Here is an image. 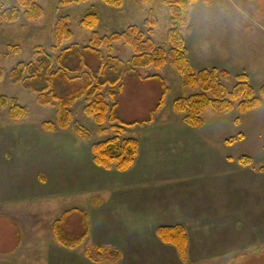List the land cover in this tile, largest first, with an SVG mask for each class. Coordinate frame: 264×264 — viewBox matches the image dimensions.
<instances>
[{
  "label": "rangeland",
  "instance_id": "1",
  "mask_svg": "<svg viewBox=\"0 0 264 264\" xmlns=\"http://www.w3.org/2000/svg\"><path fill=\"white\" fill-rule=\"evenodd\" d=\"M38 2L44 13L39 18L30 19L24 14L25 8L19 5L18 0H1L2 10L16 6L21 9L22 14L14 21L0 19V63L4 69V76L0 79V93L16 98L21 105L28 108V115L22 119H13L10 107L0 106V161L3 156L6 161H13L4 162L11 166L5 173H1L4 167L0 166V202L18 199L25 193L31 194L30 192L35 191V184L29 185L28 179L38 170H54L57 175L53 182L48 181L45 184L39 179L42 183L40 188L45 193L56 192L57 189L62 193L46 199L44 203L51 207L85 209L94 204L97 198L92 196L85 201L82 190L99 186L101 181L107 179L93 169L91 147L96 142L116 135L115 129L110 122H106L102 127L107 130L100 132L101 126L85 113L87 102L82 98L72 108L74 121L70 127L56 131L44 130L45 121L56 119V107L40 104L37 93L24 83L14 82L9 73L18 63L32 61L35 51L40 47L52 55L55 66L59 67L57 57L60 50L78 45L83 51L89 45L94 32L105 36L125 31L131 25H137L147 32L144 21L151 10H155L160 18V23L151 37L157 45L166 44L169 49L165 36L169 29L170 10L164 0H124L121 8L110 6L103 0H86L67 5H63L61 0ZM90 9L96 10L99 15V21L93 28L81 24V19ZM66 15L70 17L69 25L73 36L64 41L59 50H53L56 45V24L61 16ZM189 26H192V30L184 29L183 32L195 71L204 68L228 71L231 78L223 82L230 89L237 83L236 76L245 74L256 93H259L264 85V0H214L211 5L197 2L191 8ZM112 50V55L124 61L134 55L133 48L122 40L114 42ZM81 51L79 53L82 63L89 61L90 65L98 67L100 59L96 54ZM101 52L107 57V46H103ZM82 66L89 70L84 63ZM117 69L122 71V68ZM153 75L161 76L170 88L159 113H154L153 110L162 92L160 80L140 78ZM182 81V75L168 63L161 68L150 66L139 68L137 73L124 74L121 92L120 84L106 85L103 92L111 105L118 102V113L124 121L145 120L153 116L162 125L167 121L181 120V117L183 121V115L174 111L173 102L180 96L197 92L184 86ZM113 91L118 93L117 97L113 96ZM237 104L238 102L229 112L220 113L210 108L203 113L204 124L198 127L199 130H196L198 132L193 137L184 139L182 152L185 159L192 156L200 158L199 164L208 162L211 165H220L225 161L224 157L229 155L228 158L233 157L241 164L239 158L245 155L252 159L251 163L241 165L264 170V100L259 107L248 112L240 111ZM76 125L85 127L89 137H80ZM145 127L146 124L126 126L120 137L143 139L152 131ZM158 137L157 134L156 137L144 140L152 141ZM65 138H69V141L62 143L60 140ZM231 139L233 141L230 142ZM250 205L248 221L244 226L237 227L235 233L236 242L248 244V249L239 252L235 257L225 259L226 264H264V193H256L252 188ZM73 216L78 222L70 225V232L78 234L82 229L80 216ZM47 227L45 222L41 227L44 233H48L45 230ZM18 232H21V228L17 222L0 215L1 254L17 245L15 237ZM89 243L91 242L84 241L81 249ZM40 255H46L43 249L40 250ZM46 259L41 260L46 262ZM11 260L15 262L13 258L0 257V264ZM221 262L223 260L219 259L218 264Z\"/></svg>",
  "mask_w": 264,
  "mask_h": 264
},
{
  "label": "crops",
  "instance_id": "2",
  "mask_svg": "<svg viewBox=\"0 0 264 264\" xmlns=\"http://www.w3.org/2000/svg\"><path fill=\"white\" fill-rule=\"evenodd\" d=\"M191 30L192 26L188 31ZM156 107L153 111L159 113L161 107L157 110ZM145 124V128L152 131L138 139V156L128 170L102 169L93 163L98 175L107 179L99 186L82 190L85 201L92 196L97 198L89 208H81L87 212L90 221L89 234L84 241L91 243L84 249H81L82 245L76 248L62 246L52 232L54 220L72 209L44 203L62 193L58 189L45 193L40 188L39 179L45 184L53 182L57 175L54 170H38L33 177H28L27 183L35 184L31 194L1 201L0 215L17 222L21 228L15 237L17 245L0 253V257L15 260L5 263L188 264L181 259L176 246L163 242L156 232L159 226L178 224L184 225L188 233L190 264H218L219 259L223 260L221 264H226L225 259L246 251L248 244L236 242L235 233L237 227L244 226L250 217L251 189L264 193V170L241 165L233 157L228 158L229 155L220 165L199 164L200 158L192 156L185 159L182 152L184 139L193 137L199 129L186 124L182 117L162 125L153 117L142 126ZM161 129L165 131H158ZM157 134V139L144 140ZM67 139L60 141L67 142ZM4 162L13 161L8 162L3 156L1 173L11 167ZM45 222L48 233L41 228ZM76 222L78 220L72 215L67 225L69 231L70 225ZM96 245L117 250L119 257L103 262L90 259L86 250ZM41 249L46 253L44 257L40 255ZM42 258H47L46 262Z\"/></svg>",
  "mask_w": 264,
  "mask_h": 264
},
{
  "label": "trees",
  "instance_id": "3",
  "mask_svg": "<svg viewBox=\"0 0 264 264\" xmlns=\"http://www.w3.org/2000/svg\"><path fill=\"white\" fill-rule=\"evenodd\" d=\"M86 0H61L63 5L80 3ZM106 4L121 8L124 0H103ZM148 1V0H141ZM211 5L214 0H164L170 10L169 29L165 39L169 44L157 45L151 35L160 23V18L155 10H151L144 21L147 32L137 25H131L127 30L114 32L101 36L94 32L89 45L82 50L92 52L99 59L98 67L90 65L89 61H84L82 66L78 45H71L60 50L57 57L59 67L54 64L51 54L42 47L35 51L34 59L29 62H20L9 73V77L14 82H21L32 91L37 93V100L42 105H52L56 107V119L45 121L43 129L56 131L66 129L74 121L73 106L82 98H85V113L92 116L101 126L100 132L107 129L102 125L106 122L112 124L116 135L106 140L96 142L92 145L94 163L105 169L115 167L118 171L128 170L135 162L139 152V142L136 138H121L120 134L125 131L126 126H134L152 121L150 116L145 120H135L131 122L121 119L118 113L119 104L112 105L107 101L103 92L106 85L116 86L120 84V91L123 88L121 81L124 74L137 73L139 68L154 66L161 68L166 64H171L183 77V85L190 87L197 92L189 96H180L173 102L175 112L183 115V121L192 127H201L204 124L203 113L212 108L220 113L229 112L235 108L236 102L240 111L248 112L261 105L264 100V85L257 94L254 87L249 83L245 74L236 76L237 83L233 88H229L223 80L231 78L226 70L217 68H204L195 71L192 60L188 55V48L184 37V29L189 30L191 8L197 2ZM21 7L25 8L24 14L30 19H36L43 15L44 10L38 0H18ZM22 12L19 7H11L2 10L0 0V19L6 21L17 20ZM70 17L61 16L55 27L56 45L53 50H59L64 41L73 36V31L69 25ZM99 21L98 12L94 9L87 11L81 19V24L87 28H93ZM123 41L134 50V55L127 61L112 55L113 43ZM107 46L109 54L104 57L101 48ZM81 51V52H83ZM83 58L84 55L82 56ZM89 59V58H88ZM1 60V53H0ZM117 68H122L118 70ZM4 76V69L0 63V79ZM111 76V77H110ZM145 78H155L162 84V93L158 101L156 110L162 106L165 96L169 91V86L165 80L158 75L147 76ZM199 90V91H198ZM117 97V92H112ZM0 106L10 107V115L13 119H22L28 115V108L21 105L16 98H10L0 93ZM80 137H89L88 130L81 126H75ZM230 142L233 139L229 140ZM251 158L241 156V164H250ZM72 215L80 216L81 231L73 234L68 230L69 219ZM52 232L56 240L66 248H76L83 244L89 234L90 221L87 212L81 208H72L64 211L51 225ZM157 235L165 243L176 246L182 260L190 264L188 256V233L184 225L159 226ZM119 252L108 249L102 245H96L86 250V255L97 262L115 260L119 257Z\"/></svg>",
  "mask_w": 264,
  "mask_h": 264
}]
</instances>
